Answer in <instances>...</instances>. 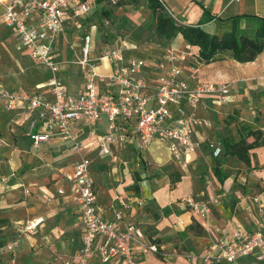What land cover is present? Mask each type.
I'll list each match as a JSON object with an SVG mask.
<instances>
[{
    "label": "crops",
    "instance_id": "0c3cea01",
    "mask_svg": "<svg viewBox=\"0 0 264 264\" xmlns=\"http://www.w3.org/2000/svg\"><path fill=\"white\" fill-rule=\"evenodd\" d=\"M84 1L90 9L94 5L96 7L104 3V1L96 3L95 0ZM110 1L115 3L119 0ZM160 1L182 25L197 24L204 18L203 10L207 11L213 19L204 24L203 28L210 34L218 36L229 30L230 22L227 19L233 16L245 14L264 17V0ZM90 9L88 14L78 19L71 16L70 10L64 12V29L57 42L61 62L67 61L66 56L73 51L71 45H67V30L77 27L80 32L88 28L96 29L90 21ZM0 31L1 36L6 38L14 50L33 62L25 51L18 48L15 38L2 25ZM85 34L87 32H81L79 38L81 42ZM186 44L181 35H177L170 40L160 39V45H156L148 52L151 59L147 61L149 65L146 64L145 75L150 84L157 85L168 70V66L163 64L158 56L163 48L172 47L180 50ZM105 45L108 44L100 40L97 56L98 50ZM124 45L121 43L114 48ZM192 51L196 56L197 50L192 47ZM261 56H264V53L254 62L246 64L235 62L229 51L217 53L214 61L209 64L199 62L197 56L188 59V65L197 69V80L191 84L229 83L232 99L229 103L218 104L208 97L202 98L196 108V114L199 118L208 120L209 127L196 128L193 138L201 142V149L189 156L185 171H181L167 150L156 142L146 151L138 150L134 144L118 146L109 156H101L97 151L96 139H86L88 145L83 155L92 160L91 173L96 193V209L101 219L113 221L115 213H120L122 216V220L118 222L120 229L133 224L142 230L143 241L153 245H155L152 243L153 240L158 241L155 245L156 253H143L139 245L133 246L132 252L141 264H165L156 254H163L166 258L170 256L167 253H171L173 247L178 249L185 247L191 252L195 247L198 249L195 253L199 254L203 249L207 251L213 241L230 236L235 231L246 237L254 231L264 230V215L258 210V207L264 208V191H261L264 190L262 169L264 147L249 151L255 156L258 165L252 163L244 172H239L240 167L233 165L236 158L224 157L222 153L218 158L222 162L220 168L225 176L222 183H219L213 174L216 159L207 148L209 141L219 140L222 143L224 138L237 141L235 134L237 132L240 139L241 126L264 133V76L260 75V72L248 75L242 73L245 67L252 70V65L262 61ZM230 60L239 66H233L229 63ZM33 64L37 65L34 62ZM188 65L184 66L185 77ZM229 70L231 73L234 71L233 76L228 75ZM43 71L46 79L35 85V91L39 85L46 84L49 78L48 72L44 69ZM63 71L61 69V77L64 76ZM0 82L9 90L25 92L7 85L8 79L3 75L0 76ZM83 85L82 81V89L71 94L83 91ZM66 88L70 93L69 88ZM27 121L28 115L24 111L10 112L0 108V264H10L11 256L7 245L19 233L22 224L35 218H42L43 222L34 231L22 235L16 249V264H75L73 257L81 247L84 230L72 196L73 183L67 175L72 174L78 156L55 137L46 143L35 145L26 135ZM96 126L99 133L102 130L101 126ZM75 129L79 137L86 138V129L80 126ZM141 153L143 157L139 164L138 157ZM227 158L232 159L233 164L230 165ZM145 160L155 162L156 166L146 168ZM169 171L180 174V181L173 189L167 175ZM203 176L205 181L197 180V177ZM240 185L244 187L242 193L237 189ZM59 189L63 191L62 194L57 193ZM193 190L201 191L199 195L206 192L208 197H213L214 192L219 191V195L216 196L218 203L206 220H192L190 212L183 205L182 199L189 196ZM231 191L237 199L235 205L230 204ZM43 195L51 200L45 201ZM254 198L258 200V204L252 202ZM178 219L183 220V225L177 223ZM192 223L198 225L203 235L193 236L185 231ZM174 237L180 239L174 240ZM100 240L101 238H98L97 242ZM238 263L264 262L246 257L240 258ZM89 264H124V261L122 258H113L102 262L100 256L94 253Z\"/></svg>",
    "mask_w": 264,
    "mask_h": 264
},
{
    "label": "built area",
    "instance_id": "2783aa9c",
    "mask_svg": "<svg viewBox=\"0 0 264 264\" xmlns=\"http://www.w3.org/2000/svg\"><path fill=\"white\" fill-rule=\"evenodd\" d=\"M0 5V25L15 38L18 48L49 74L46 84L30 93L9 90L0 82V108L27 113L26 135L35 145L55 137L78 156L72 174L67 175L73 183L72 196L84 230L81 247L73 257L75 264H89L94 253L102 262L122 258L124 264H141L132 252L133 246L139 245L143 253H156L157 248L143 241L139 227L128 224L120 229V213H115L113 221L99 216L92 160L83 155L88 145L86 139H96L101 156H109L118 146L134 144L138 150L146 151L156 142L167 150L179 169L185 171L189 156L201 149V142L193 138L196 128L209 127L208 120L197 116L196 108L205 97L218 104L229 103L232 99L230 84H191L197 80V69L188 65V59L196 56L192 46L186 44L180 50L163 48L158 56L168 70L157 85H152L145 75L146 59L133 55L137 50L133 45L104 46L98 50L97 58L91 59V39L85 34L78 60L83 91L71 94L60 74L58 36L64 29V12L70 10L71 16L78 19L89 13V5L84 0H0ZM102 60L112 66L109 75L95 72L96 63ZM186 64L189 66L187 77L183 76ZM96 125L101 126L99 133ZM77 126L86 129V138L77 135ZM207 148L213 158L223 153L219 140L209 141ZM57 193L63 191L59 189ZM42 198L47 202L51 200L44 195ZM182 201L192 220H206L218 202L217 199L197 202L191 196ZM42 222V218H35L22 224L19 233L7 245L10 264H16V249L22 235L34 231ZM177 223L183 225L184 222L178 219ZM98 238L101 240L97 242ZM246 257L264 262V230L246 237L235 231L213 241L204 255L207 264H239L238 260Z\"/></svg>",
    "mask_w": 264,
    "mask_h": 264
},
{
    "label": "rangeland",
    "instance_id": "374dc122",
    "mask_svg": "<svg viewBox=\"0 0 264 264\" xmlns=\"http://www.w3.org/2000/svg\"><path fill=\"white\" fill-rule=\"evenodd\" d=\"M90 10V21L96 26V29L88 28L83 29L81 32H87V34L90 36L91 59H94V57L97 56V48L100 44V40H102L108 44L105 46H109L111 48L117 47V45H120L121 43L133 45L134 48L137 49L133 55L147 59L146 64L149 65V62L147 61H149L151 57L148 56V52H150L151 49L153 50L156 45H160V39L154 33V19L151 12L146 9L144 0H136V3L122 6H115L112 1L105 0L102 5L96 7L94 5V7ZM81 32L78 31V27L76 29L73 28L67 30V45H71L73 51H70L69 55L66 56L67 61L61 62L60 64V68L64 70V76L62 77L63 82L65 83L66 87L69 88L70 93H74L75 91H80L82 89L81 84L83 79L78 66L82 45V42L79 39ZM1 34L2 31H0V76L3 75L7 77V85L11 87H15L29 93L34 92L35 85L39 82H44L46 79L42 67L33 64V62L29 61L21 53L14 50L6 38L1 36ZM260 60L262 61H257L254 65H252L254 68H252V70H248V67L243 66L245 68L242 69V73L248 75L252 72H260V75L264 76V56H261ZM231 62L232 61L230 60L229 63L233 66H239ZM111 71L112 66L107 61H99L96 63L95 72L98 75H109ZM230 74L233 76L234 71L231 73L229 70L228 75L230 76ZM235 138L236 140H239L237 137V132L235 134ZM250 141H252V138L247 139V142ZM252 154L253 153H249L251 164L254 163L255 165H258V161H256L255 156H252ZM142 157L143 154L141 153L138 157L139 164L142 162ZM227 161L230 165L231 163L233 164L232 159L227 158ZM144 163L146 168H152L153 166H156V163L151 160H145ZM234 163L235 164L233 165H235V167H240L239 172H244V170H246V166L238 160L235 159ZM167 175L170 179V187L173 189L176 184L172 182V177L174 174L172 171H169ZM197 180L205 181L204 176L202 178L197 177ZM237 189H239V191L242 193V189H244V187L240 185ZM200 192L201 191L199 190H193L189 193V196H191L194 201L205 202L211 199H217L216 196L219 195V191H215L213 197H208L206 192H203L204 195H199ZM230 194L232 201L230 204L235 205L237 201L236 196L232 191ZM254 199H252V202L254 204H258L259 202L255 203L253 201ZM258 210L261 215H264V208L258 207ZM251 212L253 211L251 210ZM194 223H192L194 228L190 229V227H187L185 231L191 233L193 236H196L198 235V232H200V229L198 228V225H195ZM201 235H203L202 232ZM178 238L180 239V237H174V240ZM171 249H173L171 250V253H167L170 254V256H167L166 258L163 256V254H156V256L161 262L165 264H207L204 259L206 249L200 251L199 254L195 253L198 251V249H195V247L193 252L189 251L185 247H181L179 249L177 247H173ZM200 256H202V258H200Z\"/></svg>",
    "mask_w": 264,
    "mask_h": 264
},
{
    "label": "trees",
    "instance_id": "16d2710c",
    "mask_svg": "<svg viewBox=\"0 0 264 264\" xmlns=\"http://www.w3.org/2000/svg\"><path fill=\"white\" fill-rule=\"evenodd\" d=\"M102 1L105 0H95L96 3ZM144 1L146 9L151 12L154 19L155 35L165 40L181 35L189 46L197 50L196 56L203 64L214 61L219 52L229 51L231 58L239 64L254 62L259 55L264 53V17L245 14L233 16L227 19L230 22L229 30L218 36L204 30L203 25L213 19L205 10H203L204 18L197 24L182 25L172 17L160 0ZM133 3H136V0H119L114 5L122 6ZM239 133L240 139L237 141L232 138L222 139L223 156L234 157L250 168L249 151L264 147V133L252 130L247 126H241ZM249 138H252V141L247 142ZM215 159L213 174L217 181L222 183L225 179L220 168L222 162L218 158ZM173 174L172 182L178 183L180 174L176 171ZM192 228L194 226L190 227V229ZM198 235H201V232H198ZM152 243L156 245L158 241L153 240Z\"/></svg>",
    "mask_w": 264,
    "mask_h": 264
}]
</instances>
